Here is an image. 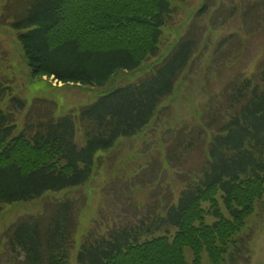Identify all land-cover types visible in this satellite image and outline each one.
<instances>
[{"label":"trees","instance_id":"obj_1","mask_svg":"<svg viewBox=\"0 0 264 264\" xmlns=\"http://www.w3.org/2000/svg\"><path fill=\"white\" fill-rule=\"evenodd\" d=\"M79 1L78 8L73 0L6 1L3 21L17 31L32 79L104 87L119 72L137 71L158 55L163 27L177 13L171 0ZM196 44L187 35L154 73L111 89L76 114L57 117L48 100L36 99L21 130L16 113L23 114L27 102L0 78V105L9 97L16 109H0V216L6 205L86 184L99 151L133 137L157 115L187 69ZM229 92L221 123L212 122L214 135L197 182L187 183L164 217L153 213L151 223L142 219L104 234H87L76 264H188L187 247L193 252L192 264H203L204 253L212 264L240 260L244 241L238 243L237 235L255 213L256 199L264 197V186L256 194L251 188L264 182V61L256 74ZM219 192L231 219L220 210L215 197ZM204 202L211 206V225L205 222ZM75 212V200L64 198L11 224L5 237L19 256L13 264H70L77 246ZM168 226L176 229L174 235L170 228L156 234Z\"/></svg>","mask_w":264,"mask_h":264},{"label":"rangeland","instance_id":"obj_2","mask_svg":"<svg viewBox=\"0 0 264 264\" xmlns=\"http://www.w3.org/2000/svg\"><path fill=\"white\" fill-rule=\"evenodd\" d=\"M6 1L0 0V78L10 82L13 95L27 102L23 114L16 111L18 130L24 126L25 115L36 99L48 100L57 117L76 114L111 89L138 83L154 73L156 66L187 35L197 42L187 69L177 80L173 94L159 106L157 115L133 137L119 140L109 150L99 151L93 174L86 184L4 207L0 216V264H13L18 261L15 260L18 255L5 237L8 227L23 216L40 213L49 202L64 198L75 200L79 222L77 246L72 250L70 264H76L75 256L87 234L94 231L104 234L113 227L134 225L142 219L151 223L153 213L164 217L166 207L177 204L187 183L197 182L213 139L212 122L221 123V109L230 102L229 90L256 74L264 61V0H171L177 13L163 27L158 55L147 59L137 71L119 72L104 87L32 79L17 40L18 33L3 21ZM74 6L78 8L80 1L73 0ZM73 7L70 5L72 10ZM198 15L203 18L199 19ZM9 99L2 101L0 109L13 112L16 109ZM77 141L79 145L84 142L81 130ZM260 186L264 182L251 187L254 194L260 191ZM215 197L221 212L231 219L222 193ZM262 198L256 199L255 213L237 235L238 243L244 241V245L239 244L240 260L232 263L227 258L221 264H264ZM202 207L206 211L205 222L211 225L214 218L210 203L204 202ZM169 228L170 235H174L176 229L172 226L156 234H163ZM231 249L235 251L234 247ZM185 256L188 264H192L193 252L188 247ZM202 262L212 264L206 253Z\"/></svg>","mask_w":264,"mask_h":264}]
</instances>
